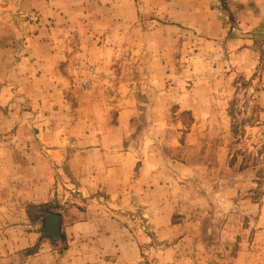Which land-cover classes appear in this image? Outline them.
I'll return each mask as SVG.
<instances>
[{"label": "rangeland", "instance_id": "1", "mask_svg": "<svg viewBox=\"0 0 264 264\" xmlns=\"http://www.w3.org/2000/svg\"><path fill=\"white\" fill-rule=\"evenodd\" d=\"M0 264H264V0H0Z\"/></svg>", "mask_w": 264, "mask_h": 264}, {"label": "water", "instance_id": "2", "mask_svg": "<svg viewBox=\"0 0 264 264\" xmlns=\"http://www.w3.org/2000/svg\"><path fill=\"white\" fill-rule=\"evenodd\" d=\"M50 222V218H47V223H49Z\"/></svg>", "mask_w": 264, "mask_h": 264}]
</instances>
